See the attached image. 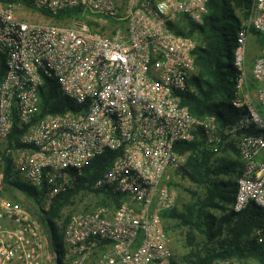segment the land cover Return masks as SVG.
<instances>
[{"label": "built area", "instance_id": "built-area-1", "mask_svg": "<svg viewBox=\"0 0 264 264\" xmlns=\"http://www.w3.org/2000/svg\"><path fill=\"white\" fill-rule=\"evenodd\" d=\"M210 1L0 0V143L7 145L15 126L27 128L23 147L8 153L18 155L20 179L45 192L41 205L32 198L34 206L27 205L4 196L0 181V264H175L163 214L178 204L171 183L182 178L191 154L176 146L195 141L199 129L210 144L232 141L239 153L231 209L241 213L253 204L264 214V55L249 62L250 38L264 37V0H254L238 31L232 105L241 116L223 128L215 116L199 119L183 105V95L195 91L199 43L171 26L182 17L203 25ZM26 9L51 20L81 13L60 25L25 20ZM47 79L71 103L67 110L42 112ZM107 152L119 155L94 189H109L123 202L77 212L67 222L63 213L56 223L65 251L51 249V230L40 216ZM252 235L264 237V221Z\"/></svg>", "mask_w": 264, "mask_h": 264}, {"label": "trees", "instance_id": "trees-1", "mask_svg": "<svg viewBox=\"0 0 264 264\" xmlns=\"http://www.w3.org/2000/svg\"><path fill=\"white\" fill-rule=\"evenodd\" d=\"M253 3L254 0H211L210 15L203 25L195 24L185 17L180 18L179 24L171 25L178 34L199 42L195 52L197 74L191 80L195 91L183 95V105L199 119L215 116L220 128L235 123L241 116L239 111L233 110L232 105L236 98L237 78L233 59L238 31L249 16ZM80 13V10L65 11L53 20H71L79 17ZM254 34L259 36L258 33ZM4 73L5 58L0 56V82ZM40 95L43 113H60L71 105L68 99L61 96L57 84L51 79L45 80ZM26 131L27 128L15 126L7 141V148H22L20 139ZM176 150L180 154L191 153L182 177L193 188L187 189L192 201L182 210L174 208L163 214L166 223L174 221L187 230L185 245L188 253L181 258V263L176 260L175 264H211L223 258L255 260L263 264L264 237L260 239L252 235L262 225L263 212L253 204L241 213L231 209L236 194L235 180L243 167L234 143L210 144L205 132L199 129L195 141L179 143ZM0 154L4 162L5 187L11 191L14 187L41 205L45 192L24 185L15 171L11 155ZM118 155L117 152H107L92 160L84 168L82 176L77 178L75 188L55 197L49 211L42 213L41 220L48 223L55 243H62L56 220L62 218L68 207L75 205L78 195H95L98 198L95 206L118 207L123 202V197L113 194L109 189H94V184L104 177ZM3 194L6 196L4 191ZM7 197L16 200L12 194ZM166 229L168 233L171 230L169 225H166Z\"/></svg>", "mask_w": 264, "mask_h": 264}, {"label": "rangeland", "instance_id": "rangeland-1", "mask_svg": "<svg viewBox=\"0 0 264 264\" xmlns=\"http://www.w3.org/2000/svg\"><path fill=\"white\" fill-rule=\"evenodd\" d=\"M21 12H23V14H26V17L24 18L25 20H29V21H39V22H53L54 24H62V25H66L70 23V20H66V21H55V20H51L48 17H46L45 15H43L40 11H36V10H22ZM181 22V19H178L176 21V24H179ZM113 25L110 24L109 26H107L106 28L110 29ZM258 41L255 43H250L249 44V57H250V63L253 64L252 62L255 61L259 56L264 55V37L262 35H259L258 37ZM199 43V42H198ZM226 103H228L227 100H225ZM0 153H6L11 155V157L13 159L18 158V155L16 153L11 152L8 153V148L6 143H0ZM3 171H4V162L2 159V155L0 154V181L3 182ZM174 183V187L178 188L179 192H180V198L178 201V204L175 208H179V209H183V207L190 203L192 201V197L191 194L187 191V189L193 188V186L187 181L184 180V178H176ZM22 182L24 183V185H26L27 187H31V185L24 179H22ZM12 191L11 189H8L6 187L3 188L4 193L6 194V196H11L14 195V198H16V200H19L27 205H33V203L31 202V198H29L26 194L24 193H20V191H17V189L14 187H12ZM98 202V198L95 195L92 194H82V195H78L75 199V205L68 207L65 211H64V216H71L72 214H75L77 212H82V211H87L92 209L96 203ZM261 221H264V217L261 219ZM166 225H169V227L171 228L170 230V238H171V242H172V247L174 249L175 252V256H176V260L178 262L181 263V258L186 255V253H188V250L186 249V245H185V233H186V229L181 228L180 225L177 222L174 221H167ZM201 240V239H200ZM54 248L55 250H58L60 253L65 251V246L61 243V242H56L54 244ZM46 264H52L50 262L46 263Z\"/></svg>", "mask_w": 264, "mask_h": 264}, {"label": "crops", "instance_id": "crops-1", "mask_svg": "<svg viewBox=\"0 0 264 264\" xmlns=\"http://www.w3.org/2000/svg\"><path fill=\"white\" fill-rule=\"evenodd\" d=\"M258 35H255V34H253V36L250 38V40H249V44L250 43H255V42H257L259 39H258ZM249 62H250V57H249ZM254 62V61H253ZM252 62V63H253ZM173 248V247H172ZM173 251H174V249H173ZM175 253V252H174ZM45 257H46V255H45ZM46 263H48V261L46 260L45 261Z\"/></svg>", "mask_w": 264, "mask_h": 264}, {"label": "water", "instance_id": "water-1", "mask_svg": "<svg viewBox=\"0 0 264 264\" xmlns=\"http://www.w3.org/2000/svg\"><path fill=\"white\" fill-rule=\"evenodd\" d=\"M50 233H51V237H52V241H51L50 247H51V249L54 250V243H55V241H54V234H53V232H50Z\"/></svg>", "mask_w": 264, "mask_h": 264}]
</instances>
